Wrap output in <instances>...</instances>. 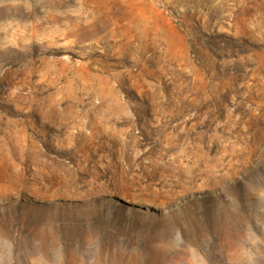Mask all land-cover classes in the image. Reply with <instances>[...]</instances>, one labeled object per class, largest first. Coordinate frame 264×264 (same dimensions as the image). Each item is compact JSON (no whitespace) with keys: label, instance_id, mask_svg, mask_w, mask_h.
Listing matches in <instances>:
<instances>
[{"label":"rangeland","instance_id":"obj_1","mask_svg":"<svg viewBox=\"0 0 264 264\" xmlns=\"http://www.w3.org/2000/svg\"><path fill=\"white\" fill-rule=\"evenodd\" d=\"M0 264H264V0H0Z\"/></svg>","mask_w":264,"mask_h":264}]
</instances>
